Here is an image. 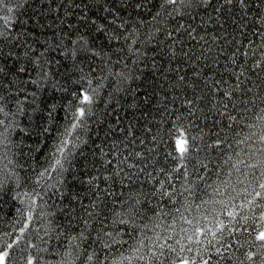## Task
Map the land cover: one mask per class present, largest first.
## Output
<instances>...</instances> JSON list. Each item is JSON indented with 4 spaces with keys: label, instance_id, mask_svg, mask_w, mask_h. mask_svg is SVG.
<instances>
[{
    "label": "snow or ice",
    "instance_id": "1",
    "mask_svg": "<svg viewBox=\"0 0 264 264\" xmlns=\"http://www.w3.org/2000/svg\"><path fill=\"white\" fill-rule=\"evenodd\" d=\"M27 2L28 0H24V3ZM10 4L11 0H0V150L12 146L11 132L18 126L15 118L23 113L24 103H33L37 95L35 91L28 92L23 86L24 82H21L20 87L15 86L20 74L28 73L25 62L31 64L36 73L34 78L29 77L27 84L42 88L51 79L54 81V89L66 91L62 87L57 88L59 81L55 79L63 67L60 61L49 59L44 51L33 55L35 48L28 40L23 39L29 33L19 30V18L12 15L14 8ZM90 4L100 5L101 11L107 13L99 22L91 19L94 31L104 35L109 43L124 42L126 47L117 48L116 52L135 57L132 63L138 67L140 63L146 62L147 52L142 48L151 45V67L164 82L158 86L164 88L165 84L169 85V93L172 90L191 89L190 97H182L187 117L177 114L165 130V138L161 139V143L171 147L165 158H170L174 165L170 169H159L165 177L162 180L154 177L151 172L147 173L158 185L154 192L159 193L161 201L155 206V219L148 217L145 221L141 215L140 194L116 200L112 198L125 195L123 190L117 193L108 187L100 188L99 180L108 182L113 180V176L119 177L123 173L124 179L129 183L125 184L124 179H121V189L131 190L134 179L138 180L145 168L128 163V156H125L116 164L113 175L92 176L85 181L94 196L89 204L73 197L82 207V214L76 217L79 224L83 225L82 228H78L75 234L70 231L75 208H69L68 230L49 222L50 227L43 237H39V230H36L43 246L27 240L25 247H19L22 238L29 235L28 230L32 227L33 212L28 211L23 214L19 236L11 242L0 243V264H17L13 260V250L17 248L18 259L23 264H52L45 259V253L57 257L55 264H264V94L260 92V85L252 79L255 77L257 81H264V0H156L155 5L153 0H84L83 5L77 3L75 6L88 9ZM15 7L20 8L21 4L17 3ZM152 7H156V11L147 22L150 31L141 36L139 29L132 28L129 31L126 28L128 21L122 13L131 8L137 16H142L145 11L151 12ZM201 12H204L207 19L200 16ZM185 17L193 21L199 17L201 27L213 22L223 31L219 35L215 31L201 34L191 23H180ZM87 19L89 17L86 15L81 16V20ZM169 19L176 22L174 29L169 28ZM139 22L145 23L143 19ZM226 24L229 27L235 25L233 32H238L240 36L256 39H247L245 43L235 35L225 34ZM159 34L166 37V42L158 40ZM229 35L231 39L228 38ZM185 37L193 43L186 44ZM69 43L73 46L57 44L52 50L59 47L64 58L71 59L72 69L80 73V79L74 83L83 82L87 87H82L79 93H73L80 104L72 113L74 122L62 134L56 151L52 153L53 162L50 167L38 173L37 184H40L46 173L50 178L52 173L62 176L66 171L64 161L68 160L78 146L76 140L79 137L73 140L72 133L77 128L86 126V117L91 114L90 106L95 102L99 88L103 87L102 79L107 78L97 77L101 82L93 87L91 74L96 69L90 67L85 73L80 57L99 56V52L83 36L75 41L69 39ZM233 44L236 46L228 56L233 66L224 68V73L234 78L233 81H226L224 73L218 72L219 78L210 76L220 64V55L225 53V45ZM164 48H167L166 52ZM216 48H219V53L215 51ZM157 54L160 56L159 67L155 58ZM237 54L241 58L239 62ZM108 61H111L110 57ZM9 63L14 67H9ZM115 63H123L124 68L129 69L123 56ZM108 74L115 76L118 83L127 82L131 77V69L127 72H112L108 68ZM249 84L257 88V91L253 92V88L248 87ZM152 91L155 92V87ZM21 93H25L22 99L19 98ZM217 94L226 98L227 102L217 101ZM29 96L33 100H29ZM176 98L180 97H173ZM144 99L148 100L149 96L145 94ZM164 99L168 97L165 96ZM205 99L211 105L208 111L214 110L219 116L226 117L229 127L232 124L239 126L247 121L243 127L249 130L248 133L242 139H236L233 144L210 129L211 135L218 138L211 144H202L203 136L191 135L193 123L186 124L185 120L197 116L198 112L203 114L198 118L210 120L204 108L199 107ZM10 103L14 110L9 108ZM230 104L236 115L227 111ZM162 107L167 110L166 105ZM35 110L34 108L33 111ZM51 115L50 111L49 116ZM217 123L218 121L212 120V128ZM128 127V135H134L131 131L133 125L129 124ZM146 131L150 133L152 129ZM151 138L153 141L157 140L156 135ZM208 148L218 154L225 153L227 158L223 160V165L227 167L213 165L210 168L212 161L206 162ZM226 150H231L236 159L227 154ZM135 156L141 161L148 159L142 152H136ZM3 160L8 163L0 168V188L14 176L18 187L19 175L8 169L12 160L8 158L6 151L4 155H0V161ZM107 163L112 164V161ZM121 165L136 169V172H125ZM210 174L216 177L212 183L208 182ZM190 177L200 183H193ZM59 182L63 183V180ZM48 187L55 185L49 184ZM57 194L63 198V192L57 190ZM36 195L40 196L39 193ZM165 200L166 204L163 203ZM35 204L36 200L32 199L29 208H34ZM168 217H171L170 222Z\"/></svg>",
    "mask_w": 264,
    "mask_h": 264
},
{
    "label": "trees",
    "instance_id": "2",
    "mask_svg": "<svg viewBox=\"0 0 264 264\" xmlns=\"http://www.w3.org/2000/svg\"><path fill=\"white\" fill-rule=\"evenodd\" d=\"M83 2L84 0H28L27 3H24V0H11L10 6L14 8L12 15L19 18L18 23L21 26L19 30L29 33L23 39L28 40L35 48L36 51L33 55L44 51L49 59L60 61V65L63 67L60 75L56 76L55 79L59 81L57 88L62 87L66 91L54 89L52 87L54 81L51 79L42 88L27 84L29 77L34 78L36 73L33 70V66L26 62L25 66L28 68V73H21L19 79L15 81L16 87H20L21 82H24L23 86L26 87V90L28 92L35 91L37 95L33 103H24L23 113L18 114L15 118L18 126L11 132L12 146L6 150H0V155H4L6 151L8 158L12 160V164H8V169L19 175L18 187L14 176L0 188V243L11 242L13 238L19 236L23 214L28 211L33 212L32 227L28 230L29 235L22 238L19 247H25L27 240L43 246L36 230H39V237H43L45 231L50 227L49 222L52 225L63 226L68 230L69 208H75V212L72 213L73 224L70 229L72 234H75L76 230L82 228L83 225L79 224L76 219L82 214L81 204L73 197L78 198L84 204H89L94 199V196L90 191V186L85 181L92 176L113 175L116 164L125 156H128V163H134L139 167L145 168V172L139 174V179H134L131 190L129 188L121 189L119 181L124 179L123 173L119 177L113 176V180L108 182L103 179L99 180L100 188L108 187L111 191L117 193L123 190L125 195L123 197L118 195L112 198L116 200L124 199L129 195L140 194L142 201L139 206L141 215L145 221L148 217L155 219L154 212L157 210L155 206L161 201L159 193L154 192L158 185L147 173L151 172L154 177L162 180L165 177L159 172V169H170L174 165L170 158H165L166 152L171 151V147L168 144L161 143V139L165 138V130L170 126L177 114H183L187 117V110L186 106L183 105L182 97L184 95L190 97L192 95L191 89L183 91L172 90L169 93V85L165 84L164 88H160L158 85L164 82L159 78V73L153 72L151 67L153 58L152 46L148 45L142 48L143 51L147 52L146 62L140 63L137 67V65L132 63L135 57L115 51L122 46L126 47L123 41L109 43L104 35L94 31L91 19H97L99 22V19L107 16V13L102 12L100 5L96 4H90L88 9L83 8V6L80 8L75 6L77 3L83 5ZM17 3L21 4L20 8L15 7ZM155 4L156 0H153V5ZM117 7H120V5L117 4ZM155 11L156 7H152L151 12L145 11L142 16H137L129 8L126 13H122L124 19L128 21L126 28L129 31L132 28H137L141 36H143L145 32L150 31L147 22L150 21L151 14ZM82 15H86L89 19L81 20ZM211 15L214 16L215 13H211ZM200 16L207 19L204 12H201ZM141 19L145 23H140ZM180 23H191L194 27H197L201 34L215 31L219 35L223 31L218 29L213 22L206 23L201 27L199 17L194 21L185 17L180 20ZM230 23L231 21H229ZM176 26V22L169 19V28L174 29ZM234 27L235 25L229 27L226 24L225 29L227 32L225 34L235 35L237 39L243 40L245 43L247 39H256L251 36H240L238 32H233ZM245 31H248V29H245ZM231 35L228 36L229 39H231ZM80 36H83L90 46H93L99 52V56L80 57L81 66L84 67L85 73L89 71L90 67H95L96 69L91 74L93 87H96L101 82L97 77L107 78L102 79L103 87L99 88L95 102L90 106L91 114L86 117V126L77 128L72 133L73 140L79 137L76 140L78 146L68 160L64 161L66 171L62 176L52 173L50 178L46 173L40 184H37L38 173L50 167L53 162L52 153L56 151V147L62 139V134L69 124L74 122L72 113L80 104L77 96H74L73 93H79L82 87H87L86 83L83 82L81 84L74 83V81L80 79V73L72 69L71 59H65L59 47H56L55 51L52 48L57 44L72 47L73 45L69 43V39L75 41ZM158 40H165L166 42V37L163 34H159ZM185 41L186 44L193 43L187 41L186 37ZM257 43H259L258 40ZM235 46V44L225 45V53L220 55V64L210 73V76L219 78L218 72L224 73L225 66H233L228 56ZM164 51L166 52L167 48H164ZM215 51L219 53V48H216ZM121 56H123V60L128 63L129 69H131V77L127 82L118 83L115 76L108 74V68H111L112 72H127L129 69H125L123 63H115ZM237 56L239 62L241 58H239V54ZM109 57L111 58L110 62L108 61ZM155 58L159 67V54ZM21 61L24 62L23 57H21ZM106 64L107 67H105ZM60 65H57V67H60ZM8 66L14 67L12 63H9ZM134 77H139V79ZM170 79H172L171 76ZM189 79L191 80L190 75ZM224 79L232 82L234 78L224 73ZM252 79L256 81V84L260 85V92L264 94V81H257L255 77H252ZM153 87H155V92L152 91ZM200 87H203V85H200ZM248 87L253 88V92L257 91V88L253 87L252 84H249ZM24 94L21 93L19 98L22 99ZM145 94L149 96L148 100L144 99ZM165 96L168 99H164ZM173 97L180 98L173 99ZM216 99L222 103L227 102V99L221 98L219 94H217ZM29 100H33V98L29 96ZM233 102L236 101L234 100ZM164 105L167 106V110L162 107ZM217 106L219 107L220 105L218 104ZM199 107L204 108V112L209 116L210 120L204 121L198 118L203 115L198 112L197 116L186 119L185 123H193L190 134L202 135V144H211L213 140L218 138L211 135L210 129L218 132L220 137L233 144L236 139H242L248 133L249 130L243 127V124L247 123V121L242 122L239 126L232 124L229 127L226 117L219 116L214 110L209 112L208 109L211 105L208 99H205ZM9 108H13L11 103ZM34 108L36 109L35 111H33ZM50 111L52 112L51 117L49 116ZM227 111L236 115L231 104ZM212 120L218 121L215 128H212ZM37 124L39 125L38 128ZM129 124L133 125L131 131L134 135L132 136L128 135ZM206 124L207 126H205ZM195 125H199V127ZM149 128L152 129L150 133L146 131ZM44 129H47V131L45 132ZM201 129H203V132H201ZM235 133L240 135L236 136ZM153 135L157 136L156 141L152 140L151 137ZM150 149H155V151H149ZM226 151L227 154L233 155L234 160L236 159L235 154L231 150ZM136 152L144 153L148 159L141 161L140 158L135 156ZM206 154V162L212 161V164L209 165L210 168L213 165L227 167L223 165V160L227 158L225 153L218 154L215 150L208 148L206 149ZM109 160L112 161V164L107 163ZM7 163V160L0 161V168ZM121 167H124L125 172H136V169H128L126 165H121ZM221 174L223 175V173ZM61 179L63 183L59 182ZM190 180L195 184L200 183L192 177H190ZM215 180V175H211V179L208 182L212 183ZM124 183L128 184L129 181L124 179ZM49 184L55 185V187L49 188ZM179 186L177 181V187L179 188ZM57 190L63 192V198L57 194ZM197 190L199 191V189ZM37 193L40 196H37ZM204 198L207 199L206 196ZM32 199L36 200V204L34 208L30 209L29 205ZM163 203L166 204L167 201L165 200ZM41 213L44 215H41ZM167 219L170 222L171 217ZM32 251L34 253V250ZM43 255L46 260L55 264L56 256H50L47 253ZM18 257L19 249L17 248L13 250V260H16L17 264H23V261L18 259Z\"/></svg>",
    "mask_w": 264,
    "mask_h": 264
}]
</instances>
